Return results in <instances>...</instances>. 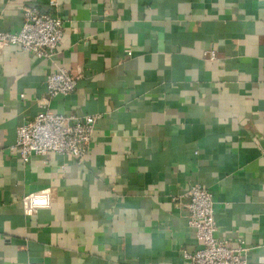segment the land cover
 I'll use <instances>...</instances> for the list:
<instances>
[{
	"label": "crops",
	"instance_id": "crops-1",
	"mask_svg": "<svg viewBox=\"0 0 264 264\" xmlns=\"http://www.w3.org/2000/svg\"><path fill=\"white\" fill-rule=\"evenodd\" d=\"M22 6L57 14L62 36L52 61L0 46V264H188L200 243L178 203L194 182L214 236L264 264V0H0V32ZM54 66L76 83L48 110L99 114L94 135L79 159L21 163L15 129ZM43 188L49 207L23 215Z\"/></svg>",
	"mask_w": 264,
	"mask_h": 264
},
{
	"label": "built area",
	"instance_id": "built-area-1",
	"mask_svg": "<svg viewBox=\"0 0 264 264\" xmlns=\"http://www.w3.org/2000/svg\"><path fill=\"white\" fill-rule=\"evenodd\" d=\"M54 5L53 1H49ZM21 23L16 31H1L0 46L15 45L36 58L52 61L62 36L61 19L57 14L42 12L32 6H22ZM129 55V51L126 52ZM206 60L215 58V51H202ZM76 78L66 69L54 66L44 78L45 96L39 102L40 110L32 119L15 129V137L9 149L16 152L21 163L31 156H45L48 153L81 158L94 135V126L99 114L74 115L55 113L47 108L49 99L57 95L66 96L75 87ZM22 97V95H20ZM188 202L179 204L187 225L192 229L200 247L185 255L188 264H252L245 258L247 248L239 238L231 246L227 239L216 238L212 210V196L208 189L194 182L186 189ZM51 195L49 188L23 194L19 198L21 213L32 215L38 209L48 208ZM27 264H38L28 262Z\"/></svg>",
	"mask_w": 264,
	"mask_h": 264
}]
</instances>
